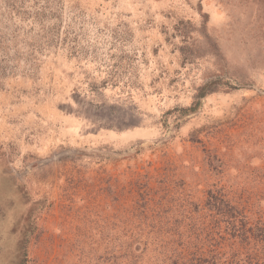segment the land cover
Masks as SVG:
<instances>
[{"label": "rangeland", "instance_id": "1", "mask_svg": "<svg viewBox=\"0 0 264 264\" xmlns=\"http://www.w3.org/2000/svg\"><path fill=\"white\" fill-rule=\"evenodd\" d=\"M263 232L264 0H0V264H264Z\"/></svg>", "mask_w": 264, "mask_h": 264}, {"label": "trees", "instance_id": "2", "mask_svg": "<svg viewBox=\"0 0 264 264\" xmlns=\"http://www.w3.org/2000/svg\"><path fill=\"white\" fill-rule=\"evenodd\" d=\"M209 91H211V90H209ZM211 198V200H212V198H213V196L212 197H210ZM210 198H207V200H210ZM210 200V201H211ZM213 201V200H212ZM217 209V208H216ZM222 215H223V217L227 220L228 218H229V220H227L226 222H225V224H226V226H228V227H233L234 225H235V222H233L232 221V216H231V214L229 213H227V212H222ZM31 217H32V213H30V217L27 219L28 221H30L31 220ZM30 225H32V222H30ZM31 227V226H30ZM257 231H258V229H256ZM27 231H29V229L27 230ZM252 235H257V237H258V233H255V232H253V233H251ZM262 235L264 236V232L262 233ZM25 240L26 241H28V238H25ZM24 256H26V254L24 255ZM26 259V258H25ZM256 259V262L257 263H260L259 261V259L258 258H255ZM188 262H190V257L188 256V260H187ZM174 264V263H173Z\"/></svg>", "mask_w": 264, "mask_h": 264}]
</instances>
